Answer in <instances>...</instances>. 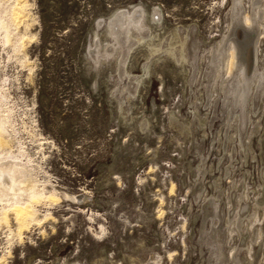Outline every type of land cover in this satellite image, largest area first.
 Segmentation results:
<instances>
[{"label": "rangeland", "instance_id": "374dc122", "mask_svg": "<svg viewBox=\"0 0 264 264\" xmlns=\"http://www.w3.org/2000/svg\"><path fill=\"white\" fill-rule=\"evenodd\" d=\"M26 1L29 23L11 27L12 35L22 36L18 52L12 44H3L0 30V87L6 93L5 103L16 131L12 149L23 147V159L34 166L39 185L46 186L45 191L56 190L59 197L54 203L36 204L38 215L49 212L51 217L28 225L20 239L11 236L8 241L9 230L0 225V256L11 252L0 264H168L167 253L181 255L183 248L171 238L182 234L181 229L187 230V224L193 223L194 230L201 223L195 217L200 208L193 195V172L199 164L194 143L201 141L203 131L197 125L193 130L197 138H184L178 135L181 124L170 120L173 114L178 118L189 115L193 95L184 80L173 75L178 65L167 59L168 67L153 69L150 81L141 88L137 106L130 110L134 111L131 119V112L122 113L112 96L117 72L110 63L97 66L92 62L90 46L96 35L105 40L101 19L119 8L142 5L148 14L159 10L164 27L161 33L192 26V34L202 46L200 54L204 45L216 44L231 28L234 0ZM256 1L241 0L239 13H251L249 6ZM263 23L260 28L253 23L246 30H257L251 37L260 31L256 45L249 50L264 72ZM144 59L138 56L137 62ZM138 63L134 74L140 73ZM262 104L260 126L252 137L255 153L230 172L240 179L248 169L247 182L264 196ZM143 117L152 119V130L141 129ZM219 124L208 129L210 138L202 147L217 164L216 174L225 175L229 162L224 146L221 151L212 146V134L220 129ZM226 183L224 179L225 188L229 186ZM208 190L212 194L213 190ZM259 210L256 226L262 242L250 241L251 231H244L252 247L250 253H242L249 264H264V210ZM10 228L15 230L12 219ZM235 238L237 243L243 242L237 234ZM191 244L188 241L186 245ZM200 257L193 255L192 264H200Z\"/></svg>", "mask_w": 264, "mask_h": 264}, {"label": "bare ground", "instance_id": "6f19581e", "mask_svg": "<svg viewBox=\"0 0 264 264\" xmlns=\"http://www.w3.org/2000/svg\"><path fill=\"white\" fill-rule=\"evenodd\" d=\"M3 1L0 0L2 41L3 44H12L18 52L22 36L16 35V38L15 34L12 35L11 27L18 29L23 27V24H27L28 4L26 0H12L9 4ZM240 3L241 0H234L231 7V28H227L216 44L209 47L204 45L200 54L199 49L202 46H200L199 38L192 34V26L191 28L179 26L176 30L169 29L170 32L161 33L160 30H164V27L159 10L148 14L142 5L119 8L108 18L101 19L99 23L103 24L105 40L96 35L93 45L90 46V49L93 48L90 51L92 62H96L97 66L110 63L113 70L117 72L118 76L113 75L112 96L119 110L124 114L133 106H137L141 88L150 81L153 69L168 67L169 62H164L167 59L178 65L172 70L173 75H178L184 80L186 89L190 87L193 102L189 117L187 115L183 117L180 114L178 118L176 114H173L170 120L171 123L181 124L178 135L181 134L184 138L195 139L193 130L197 125L203 131L201 141L195 140L194 143V156L199 164L193 172L196 181V187H194L196 195H193L199 201L200 214L195 217L201 220L200 235L204 240L213 242L218 238L233 237L234 234L248 240V235L244 231H251L250 241L262 242L256 225L260 219L259 209L264 210V196L258 187H251L247 182L248 169L241 174L240 179H236L235 174L230 172V168L232 170L236 167L241 168L249 154L253 157L255 153L251 145L252 137L260 126V109L264 103V72L259 62H253V53L249 50V46L256 45L260 31L251 37V32L257 30H251V28L246 30V27L253 23H256L259 28L262 26L264 0L252 2L249 6L251 13L247 11L239 13V10L243 8ZM238 28L242 31H238ZM222 42L224 45L220 47L219 44ZM138 56H145L143 62H137ZM203 60L205 62H202ZM137 63L140 73L137 71L134 74L133 69ZM1 88L0 225L4 224L8 228V241H10L11 236L20 239L23 229H26L28 225H37L50 218L49 212L38 215L36 204L41 201L54 203L59 195L56 190L45 191L46 186L39 185L34 176V166L23 159L25 153L22 146L18 145L12 149L16 145L14 144L16 131L11 121L12 112L5 103L6 93L4 94ZM130 112L129 117L132 119L134 111ZM151 120L149 117H143L140 123L141 129L152 130ZM218 122L220 129L212 134L213 145H211L218 151H221V145L224 146L223 150L226 152V158H224L229 162L228 167H225V175L221 172L219 175L216 174V163L210 155H207L209 151L204 152L202 147L205 140L210 138L208 129L215 128ZM161 135H158V138ZM172 136L176 138L177 135ZM217 144L219 145L216 146ZM233 162H237V165ZM224 179L229 184L227 188L223 185ZM208 188L213 190L212 194L209 193ZM10 219L15 222V230L10 228ZM245 243L247 251H251L250 242ZM209 245L210 253L215 261L222 260L221 253L224 250L219 246H213L211 242ZM8 253H11L10 250L2 254L0 259ZM263 258L261 260H264ZM158 261L159 259L155 260L156 263Z\"/></svg>", "mask_w": 264, "mask_h": 264}, {"label": "built area", "instance_id": "2783aa9c", "mask_svg": "<svg viewBox=\"0 0 264 264\" xmlns=\"http://www.w3.org/2000/svg\"><path fill=\"white\" fill-rule=\"evenodd\" d=\"M185 225H186V221L182 222L181 224L182 228H184ZM191 227L194 228L193 223L191 226L187 224V230L181 229L183 233L186 231L188 232L191 231L192 232L191 235H184L182 233L176 237L171 238V241L180 243L183 248H182L181 255H179L177 252H174V251L167 253L168 259H169L168 264H192L193 263L192 257L193 255L197 256V254L201 255L200 258H202L200 264H249L248 259H247L248 257L244 258V255L242 254L246 252L250 253V251L249 252L247 251V248H246L247 245L245 243L248 240H244L240 235H238L242 239L243 242L237 243L238 240L236 242L235 241L236 238L234 240V236L226 237V238L224 237L218 238V240H215L214 242L212 240L205 241L203 237L200 235L201 223L199 227L196 226V229L194 230H192ZM195 231L198 234H195L194 233ZM188 241L189 243H192L190 246L186 245ZM209 242L213 243V246L214 245L219 246V248L224 250V252L221 253V256L223 255L222 260L220 259L219 262H216L213 255H211L209 246L207 245ZM251 250H252V247H251Z\"/></svg>", "mask_w": 264, "mask_h": 264}]
</instances>
